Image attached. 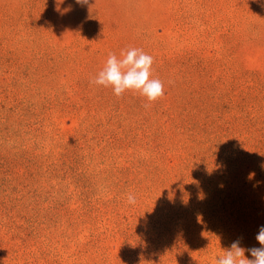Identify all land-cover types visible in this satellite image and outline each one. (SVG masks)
<instances>
[{
	"label": "rangeland",
	"instance_id": "obj_1",
	"mask_svg": "<svg viewBox=\"0 0 264 264\" xmlns=\"http://www.w3.org/2000/svg\"><path fill=\"white\" fill-rule=\"evenodd\" d=\"M130 47L159 100L90 83ZM262 225L264 0H0V264H215Z\"/></svg>",
	"mask_w": 264,
	"mask_h": 264
},
{
	"label": "clouds",
	"instance_id": "obj_2",
	"mask_svg": "<svg viewBox=\"0 0 264 264\" xmlns=\"http://www.w3.org/2000/svg\"><path fill=\"white\" fill-rule=\"evenodd\" d=\"M78 4L86 5L88 0H77ZM154 58L142 49L130 47L121 52V58L109 53L105 66L90 80L91 84L111 87L117 97L125 91L138 92L149 103L163 97L164 86L158 78H152ZM135 196L128 195V203L135 204ZM256 240L260 247L243 248L238 238L232 242L230 248L216 258L215 264H264V225L260 226ZM251 255V259L245 256Z\"/></svg>",
	"mask_w": 264,
	"mask_h": 264
}]
</instances>
